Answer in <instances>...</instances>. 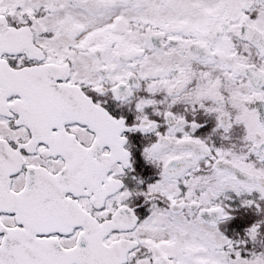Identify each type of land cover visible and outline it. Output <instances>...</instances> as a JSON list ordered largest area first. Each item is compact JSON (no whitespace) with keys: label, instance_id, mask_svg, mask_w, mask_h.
<instances>
[{"label":"snow or ice","instance_id":"snow-or-ice-1","mask_svg":"<svg viewBox=\"0 0 264 264\" xmlns=\"http://www.w3.org/2000/svg\"><path fill=\"white\" fill-rule=\"evenodd\" d=\"M261 109L264 0H0V264H264ZM229 191L259 214L242 240Z\"/></svg>","mask_w":264,"mask_h":264},{"label":"flooded vegetation","instance_id":"flooded-vegetation-1","mask_svg":"<svg viewBox=\"0 0 264 264\" xmlns=\"http://www.w3.org/2000/svg\"><path fill=\"white\" fill-rule=\"evenodd\" d=\"M110 110L112 111L113 115H115L117 118L123 115L126 116L129 120H133L135 117L134 111H132L126 106L117 107L114 102L112 103V107ZM261 110L264 111V109ZM189 118H193L191 117V114H189ZM195 118L198 119L202 124V127L197 130L196 135L208 136L215 128L216 119L214 115H209L200 112L197 114ZM127 134L129 135L130 144L134 152V164H133V169L128 170L127 175L123 177L124 182L126 184L127 182L129 183V181L130 183H133V181L131 182V180L134 178L135 179L138 178L137 176L138 173L136 172V169L138 166H140L143 163V159L141 158L140 153H143V148L148 143V138L142 133L137 132V133H127ZM211 139L217 145L223 143L222 137H220L219 135H213L211 136ZM147 165L150 166V163L147 162ZM136 190L138 191V189L135 188L134 191ZM244 198H245L244 196H241V198L239 199L240 201H242V199ZM138 199L139 196L136 195L134 197V202L138 201ZM139 207L140 206H136V209L138 211L137 213H139V216L142 217L143 213L141 212L142 210H140ZM232 210H233L232 219L227 222H223L219 225L221 231L231 239L232 237H236L237 235L241 234V232L246 233L250 223L253 222V220L249 219V217L252 216L253 214V211L251 209L246 208L242 204H238L232 207Z\"/></svg>","mask_w":264,"mask_h":264},{"label":"rangeland","instance_id":"rangeland-1","mask_svg":"<svg viewBox=\"0 0 264 264\" xmlns=\"http://www.w3.org/2000/svg\"><path fill=\"white\" fill-rule=\"evenodd\" d=\"M142 154L143 153H140V156L143 159V162L145 161V163L147 164L148 161L144 158V156ZM142 171L144 172V174L138 172V175H137L138 178H136L135 180L134 179L131 180V182L133 181L132 185H134V187L136 189H138V191H140V192L147 190V186L149 184L155 182L159 178L158 169L152 163H150V169L147 173H146L147 170H142ZM151 178H153V179H151ZM140 181H143V183H140ZM137 196H139V199H138V201H135V202H137L136 206H140L139 209L142 210L141 212L143 213V216L146 217L147 215L150 214L151 204L149 201H146V198L143 195H137ZM227 196H229L231 198L225 200V203L231 205V207H234L235 205L241 204V203H239V202H241L239 199V198H241V196L237 195L235 192L229 191L227 193ZM258 215H259L258 213L253 211L252 216H254L255 219L258 218ZM255 219H253V221ZM246 234H247V231H246V233L241 232V234L237 235L236 237H232V239H234V240L245 239ZM241 247L243 249H245V254L247 255L248 254L247 250H249L251 248V243L246 244V245H241Z\"/></svg>","mask_w":264,"mask_h":264},{"label":"trees","instance_id":"trees-1","mask_svg":"<svg viewBox=\"0 0 264 264\" xmlns=\"http://www.w3.org/2000/svg\"><path fill=\"white\" fill-rule=\"evenodd\" d=\"M149 169H150V166L149 165H147L145 162H143L140 166H138L137 167V173L138 172H140V173H142V174H144V172L142 171V170H147L146 171V173L149 171ZM139 173V174H140ZM148 176V175H147ZM151 179H153V178H151ZM150 179V180H151ZM149 180V181H150ZM133 183H130V181H129V184H128V187H129V189H131V190H133L134 191V189H135V187H134V185H132ZM137 204V202H135V203H133V206H135ZM249 219H251V220H253V219H255V217L254 216H250L249 217Z\"/></svg>","mask_w":264,"mask_h":264}]
</instances>
